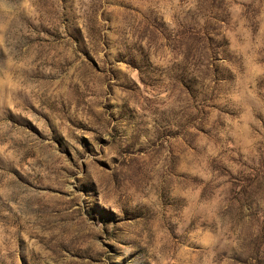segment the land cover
<instances>
[{
	"label": "rangeland",
	"instance_id": "obj_1",
	"mask_svg": "<svg viewBox=\"0 0 264 264\" xmlns=\"http://www.w3.org/2000/svg\"><path fill=\"white\" fill-rule=\"evenodd\" d=\"M0 264H264V0H0Z\"/></svg>",
	"mask_w": 264,
	"mask_h": 264
}]
</instances>
